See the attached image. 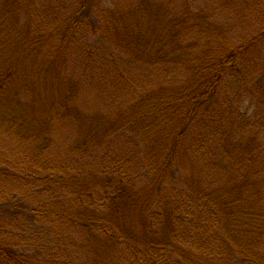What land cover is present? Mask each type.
<instances>
[{"label": "rangeland", "instance_id": "374dc122", "mask_svg": "<svg viewBox=\"0 0 264 264\" xmlns=\"http://www.w3.org/2000/svg\"><path fill=\"white\" fill-rule=\"evenodd\" d=\"M256 3L264 9V0H94L92 23L96 28L98 19L104 23L106 13L114 31L115 27L121 31H111L110 37L109 33L100 36L89 32L86 26L71 30L63 26L77 0H0V42H4L0 43V84L4 89L0 90V105L8 107L7 100L16 85L28 86L21 88L17 97L25 112L24 120L0 122L2 238L27 246L29 253L39 250L38 264H95L101 255L98 248H110L108 237L99 233L98 225L92 236L76 225L82 208L93 211L95 218H103L113 212L111 197L119 205L128 195L139 194L163 208L164 200L158 205V199L165 191L169 194V208L176 207L177 179L166 177L164 181L160 175L152 179L155 173L150 167L159 160L152 155L153 143L125 126V114L145 94L176 87L189 72L181 64L162 60L149 63L143 54L130 51L132 38L122 30L130 27L127 20L139 21L143 29L152 26L150 22L155 19L149 14L151 6L170 12L163 18L161 34L167 30L171 17L183 16L188 5L191 11L205 14L207 20L201 19L204 29L214 25L217 33L222 34L225 42L220 41L226 45L222 47L247 46L241 49L242 62L231 75L227 73L212 113L198 118L185 131V140L190 146L202 134L212 135L222 126L226 128L228 122H236L235 132L261 139L260 157L238 163L235 170L241 173L236 175L262 173L259 169L264 166V42L250 41L258 27L252 10ZM139 4L142 16L139 11L131 15L130 11L138 10ZM12 5L14 11L8 14ZM56 28L62 31L53 34ZM185 30L182 39L193 44L195 53L207 47L218 50L222 45L217 44L214 35L209 39L197 26ZM158 52L155 48L148 50L155 56ZM33 98L35 102L31 103ZM69 108L76 109L79 115L67 112ZM31 112L34 118L25 123L28 117L31 119ZM217 123L220 126L216 127ZM48 139L50 142H46ZM188 159L181 164V172L188 175L193 170L196 175L203 174L205 160L192 149ZM227 169H219L216 181L210 176L205 178L209 184L204 185L224 183L232 168ZM127 181L131 191L121 198L114 197L119 184ZM158 184L164 187L157 189ZM204 217L208 225L215 223L216 217L211 214ZM131 219L136 220L134 216ZM180 222L184 224L178 226ZM196 222L189 217L175 218L179 245L193 250ZM131 224L141 234L140 223L136 220ZM157 226L153 225L150 232L158 234ZM130 257L118 245L112 248L106 264H146L142 254Z\"/></svg>", "mask_w": 264, "mask_h": 264}, {"label": "trees", "instance_id": "16d2710c", "mask_svg": "<svg viewBox=\"0 0 264 264\" xmlns=\"http://www.w3.org/2000/svg\"><path fill=\"white\" fill-rule=\"evenodd\" d=\"M77 2L74 11L63 24L65 28L71 30L86 26L89 32L92 31L100 36L109 33L110 37L111 31L121 32L118 27H115L116 31H114V25L108 20L106 13L103 14L106 20L100 23L98 19L96 28L94 22L92 23L95 18L92 9L94 0H77ZM138 6V10L130 11L131 15L139 11L142 16V5ZM151 7L149 14L152 18H150L155 19V22H150L153 23L152 26L148 25L143 29L139 21L127 20L131 28L127 27L122 30L127 31L126 36L132 38V41L129 39L132 42L130 51L143 54V58L149 63L162 60L167 64H181L187 67L189 72L186 79L178 86L145 94L140 103L131 106L130 113L125 114L127 118L125 126L129 125L131 131L139 135L141 139H148L153 143L156 151L154 150L152 155H156L154 158H159V160L153 161L150 167L155 173L153 178L149 172L147 175L152 179L160 175L164 181L166 177L177 179L179 196L175 199L176 207L169 208L170 199L168 200L169 194H166V191L158 199V205L161 200H164L163 208L156 207L157 203L153 205L147 196L142 197L140 194L135 197L126 195L128 199L122 200L119 205H116V200L111 197L115 205L111 207L112 213H109L107 217L95 218L94 212L85 207L80 210L76 225L86 230L91 236L94 234L95 226L98 225L100 226L98 227L99 233L108 237V245L111 249L105 247L104 251H101L98 248L101 255L95 264H106L112 248L118 245L128 251L131 256L129 259L142 254L143 262L146 264H173L174 262L182 264H264V166L263 169H259L260 172L263 171L262 173H258L259 171L243 172L242 176H237L236 174L241 172L235 170L238 163L260 157L261 139L241 134L239 130L235 132L236 122H228L226 128L222 126L212 135L204 133L193 143L190 142V146H187L185 140V131L190 129L198 118L207 113L209 117V113H212L220 89L224 87L223 82L227 73L231 75L239 61L242 62L241 49H246L247 46L243 44L222 47L224 45L222 42H225L222 34L217 33L214 25H207L205 28L207 31H205L201 19L204 17L207 20V17L202 12L191 11L188 5L183 16L171 17L172 20L167 30L161 34L162 25L165 24L163 18L170 12L165 10L163 12L162 9L157 11L153 6ZM252 10L258 27H256L257 33L251 37L250 41L251 43L264 42V9L256 3L252 5ZM13 11L12 5L8 14ZM194 26L207 33L208 38L214 35L217 44H222L220 48L214 50L207 47L195 53L193 44L182 39L185 36V29H192ZM61 31V28H56L53 34ZM212 37L209 39L212 40ZM251 43L247 45L250 46ZM150 48L158 49L156 56L148 53ZM157 56L160 58L158 59ZM11 74L7 73V76ZM1 84L0 90H4ZM24 87L28 86H22L21 83L19 87L16 85L7 100L8 107L0 105L1 124L15 123L19 118L24 120L25 112L19 106L20 100L17 99L19 90ZM34 102L35 99H31V103ZM144 102L147 105L143 104ZM68 111H72L74 115L78 113L76 109L69 108ZM32 115H34L33 112L28 114L31 119L28 117L25 123H30L29 120L34 118ZM218 123L216 127L220 126ZM46 142H50V139ZM190 149L205 160H203L204 164L207 163L203 174L196 175L193 170L188 175L181 172V164L189 160ZM227 167L232 169L224 183L209 185V187L204 185L207 183L205 178L210 176L215 180L219 169L228 170ZM161 184L157 185V189L164 187ZM117 188L114 195L117 198L131 191L128 181L120 183ZM25 210L28 211L27 208ZM119 211L121 213H118ZM202 212L205 213L201 215ZM207 214L216 217L215 223L211 222L208 225L203 220ZM132 216L142 226L141 234L134 231L131 223L136 220L131 219ZM182 217L197 221L193 250L190 249L192 247L179 245L176 240L179 228H176L175 218ZM187 222L190 224V221ZM155 224H158L156 235L150 232ZM183 224L180 222L178 226ZM206 232L208 233L205 237ZM95 237L96 234L94 239ZM27 249V246H21L12 239H4L0 235V264L40 263L37 254L40 251L29 253Z\"/></svg>", "mask_w": 264, "mask_h": 264}]
</instances>
